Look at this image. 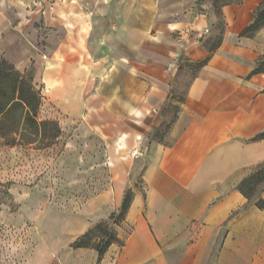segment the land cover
<instances>
[{
	"label": "crops",
	"instance_id": "crops-1",
	"mask_svg": "<svg viewBox=\"0 0 264 264\" xmlns=\"http://www.w3.org/2000/svg\"><path fill=\"white\" fill-rule=\"evenodd\" d=\"M197 1L128 0L97 51L85 26L60 17L67 32L45 59L38 120L57 124L61 148L33 186L12 187L18 209L4 214L36 221L29 235L45 240L30 264H169L171 244L224 223L218 264H264V209L256 205L264 189L250 202L238 187L264 162V72L252 73L264 55L261 30L241 35L263 0L223 6L222 24ZM12 3L0 0V34L11 27L9 11L21 19ZM205 59L194 74L187 69ZM129 190L125 218L114 223ZM100 221L123 244L101 258L71 246Z\"/></svg>",
	"mask_w": 264,
	"mask_h": 264
},
{
	"label": "rangeland",
	"instance_id": "rangeland-1",
	"mask_svg": "<svg viewBox=\"0 0 264 264\" xmlns=\"http://www.w3.org/2000/svg\"><path fill=\"white\" fill-rule=\"evenodd\" d=\"M127 1L13 0L12 6L16 5L20 9L21 19L17 20L19 11L17 14L9 11L12 23L9 31L0 34V60H5L19 70L26 79L32 81L35 89L42 95L45 59L58 48L67 32V27L60 24V17L70 23V28L85 26L89 33L90 48L97 51L98 39L106 36L113 28V24L118 22ZM174 1L164 0V4L167 7L172 6ZM210 5L214 9L213 0L197 1L200 8ZM50 12H53L51 19L48 15ZM46 21H53L57 25L48 26ZM218 21L217 17L216 23ZM258 31H260L258 43L264 48V25L252 36ZM219 33L217 28L212 41L216 40ZM120 50L121 54L125 51L124 47H120ZM260 59L264 68V55L260 56ZM187 66L192 74L199 68L197 63H187ZM183 85H187V82H183ZM39 109L37 106L35 112L37 118L43 116ZM20 116L21 112L18 109L5 118L0 115V264H30L29 256L34 248L45 240L41 234H34V237L29 235L34 229H39L36 221L12 223L4 214H13L18 209V204L11 195L12 187L17 185L22 189V186L25 188L33 186L48 168L55 165L56 155L61 148V144L56 143L54 125L34 127L28 121L24 122ZM147 160L145 158L141 166ZM55 173L54 170L53 180H56ZM253 173L254 170L245 174L238 187L241 188L243 185L244 189H247L246 181ZM140 183L139 175L136 177V184ZM259 192L260 189L257 188L253 200L258 198ZM95 234L102 235V232L98 230ZM225 238L224 223L214 227L206 237L186 238L181 243L176 241L167 248L168 262L178 264L189 259V264H218Z\"/></svg>",
	"mask_w": 264,
	"mask_h": 264
},
{
	"label": "trees",
	"instance_id": "trees-1",
	"mask_svg": "<svg viewBox=\"0 0 264 264\" xmlns=\"http://www.w3.org/2000/svg\"><path fill=\"white\" fill-rule=\"evenodd\" d=\"M234 0H213V7L216 15L219 18V22L222 24V8L223 6L232 3ZM264 25V0L256 8L252 22L242 31L243 36H252L253 33L259 30ZM207 59L197 63L199 66L206 63ZM261 59L258 60L256 67L252 73L264 72V68L261 66ZM42 103L41 92L35 89L32 81L26 79V77L11 64L5 60H0V115L7 117L15 109L20 110L21 119L28 121L34 127L38 125H54L56 137L59 134V128L53 121H39V117H35L36 108H40ZM40 110V109H39ZM258 137H264V133H261ZM248 188L244 189V186L240 188L241 191L251 202L253 200V194L259 188L264 189V162L254 169V173L246 181ZM133 197L132 190H129L120 209L113 213L111 219L114 223H120L124 220L125 214L131 204ZM256 205L264 209V198H258ZM100 230L102 235H96V231ZM94 242L92 243V240ZM119 242L123 244V241L118 237L115 230L112 229L108 221H100L92 226L87 232L76 238L71 246L73 247H92L95 248L99 257L101 258L111 244Z\"/></svg>",
	"mask_w": 264,
	"mask_h": 264
}]
</instances>
